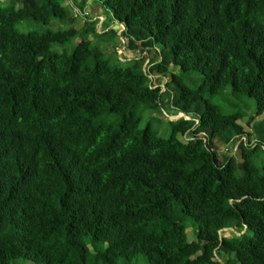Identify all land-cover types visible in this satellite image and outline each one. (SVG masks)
<instances>
[{
	"label": "trees",
	"instance_id": "obj_1",
	"mask_svg": "<svg viewBox=\"0 0 264 264\" xmlns=\"http://www.w3.org/2000/svg\"><path fill=\"white\" fill-rule=\"evenodd\" d=\"M65 1L0 2V264H264V144L211 101L230 85L264 113V0H104L138 54L124 66L86 39L51 51L95 26L76 29ZM28 18L72 27L17 31ZM164 98L190 118L160 131Z\"/></svg>",
	"mask_w": 264,
	"mask_h": 264
},
{
	"label": "rangeland",
	"instance_id": "obj_2",
	"mask_svg": "<svg viewBox=\"0 0 264 264\" xmlns=\"http://www.w3.org/2000/svg\"><path fill=\"white\" fill-rule=\"evenodd\" d=\"M74 1V0H73ZM2 5H7L9 2L1 1ZM94 5L100 6V13H96L95 8L92 6L89 9L83 11V14H77L78 20L74 27L78 30H83L87 28V23L94 22L95 26L94 29H91L87 33H81L76 38H72L66 43L59 44L55 43L51 47V51L61 53V54H72L74 48L78 45V43L82 39H86L91 42L93 46L99 47L105 54V58L114 66H124L128 60L135 58L138 56L137 53L132 52L131 50L127 49L126 44L127 40L121 37V32L123 31L124 25L121 23H115L113 28L116 32L109 31L112 27L111 25V12L105 7L104 0H92ZM103 18V19H102ZM101 23V24H100ZM110 24V26H108ZM118 24L119 27L117 26ZM72 26H66L63 22L59 20H53L50 24H44L42 22L36 21L32 18H28L25 20L20 21L16 28L17 31L21 33H44L49 30L57 31V30H64L71 28ZM148 63V61H147ZM146 63V64H147ZM148 69V68H147ZM178 74H181L185 84L190 87H198L202 84L204 80V75L200 72H188L182 73L180 69L176 68L175 70ZM150 77L153 80V84L155 86L163 88V90L167 89V83L171 80V76L169 75H162L158 73H151ZM164 101V110H161L162 114L158 117L157 112L153 114L154 121L152 123V127L155 130L163 131L165 127H167L166 120H177L185 116L183 113L175 115V110L171 108V102L167 98ZM211 101L220 107L222 112L225 114H232L234 112L241 111L243 117L239 120V123L243 125L246 133H249L252 136V142L249 143L248 137L245 136L242 139L249 143H263L264 144V113L257 116L254 120L251 119V116L257 111V104L254 98H251L247 95H242L241 97H237L232 90V87L228 85L223 92L220 94H216L211 97ZM172 113L168 114L167 112ZM166 118H161V117ZM188 119V117H186ZM147 124V121L143 122V126ZM167 133V132H166ZM165 134L164 136H167ZM180 139L184 142H188L192 139L190 135H182ZM239 143L236 145H226L220 139H216L213 143L215 149H217L219 156L223 160L225 155L230 154L235 156L238 160H241V151L238 148ZM264 149V148H263ZM258 161L261 165H264V151H260L258 153ZM188 225L187 233L189 240H196V231L193 219H188L186 221ZM233 230L227 229L224 233L227 236H232ZM102 263V262H101ZM28 264H33L32 262H28ZM134 264H149L148 258L140 254L136 257Z\"/></svg>",
	"mask_w": 264,
	"mask_h": 264
},
{
	"label": "crops",
	"instance_id": "obj_3",
	"mask_svg": "<svg viewBox=\"0 0 264 264\" xmlns=\"http://www.w3.org/2000/svg\"><path fill=\"white\" fill-rule=\"evenodd\" d=\"M2 1H7V0H2ZM77 1H79V0H77ZM65 5H69V7H71L74 11H75V14L76 13H78V14H80V15H82V13H80L79 12V7H78V2H76V1H73V0H67V1H65ZM94 7L95 8V10H96V13H100V6H97V5H94V3L92 2V0H90L89 2H88V4H87V6H86V8L84 9V11L85 10H87V9H89L90 7ZM103 19V18H102ZM117 23V22H116ZM101 24V23H100ZM232 230V229H231ZM225 232V231H224ZM234 232V231H233ZM225 234V236H227L226 235V233H224Z\"/></svg>",
	"mask_w": 264,
	"mask_h": 264
},
{
	"label": "water",
	"instance_id": "obj_4",
	"mask_svg": "<svg viewBox=\"0 0 264 264\" xmlns=\"http://www.w3.org/2000/svg\"><path fill=\"white\" fill-rule=\"evenodd\" d=\"M69 9H70L72 15H75V11H74L71 7H70ZM118 23H119V22H118ZM119 25H120V24H118L117 26L119 27ZM181 116H185V117H187L185 114H183V115H181ZM188 118H190V117H188ZM228 229H232L235 233H237V230H236L235 228H228ZM225 230H227V229H225ZM237 234H238V233H237Z\"/></svg>",
	"mask_w": 264,
	"mask_h": 264
},
{
	"label": "built area",
	"instance_id": "obj_5",
	"mask_svg": "<svg viewBox=\"0 0 264 264\" xmlns=\"http://www.w3.org/2000/svg\"><path fill=\"white\" fill-rule=\"evenodd\" d=\"M125 29V27H123V30Z\"/></svg>",
	"mask_w": 264,
	"mask_h": 264
},
{
	"label": "clouds",
	"instance_id": "obj_6",
	"mask_svg": "<svg viewBox=\"0 0 264 264\" xmlns=\"http://www.w3.org/2000/svg\"><path fill=\"white\" fill-rule=\"evenodd\" d=\"M83 14V13H82Z\"/></svg>",
	"mask_w": 264,
	"mask_h": 264
}]
</instances>
